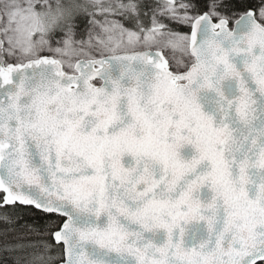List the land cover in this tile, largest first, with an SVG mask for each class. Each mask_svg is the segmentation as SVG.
I'll list each match as a JSON object with an SVG mask.
<instances>
[{
    "label": "snow or ice",
    "instance_id": "snow-or-ice-1",
    "mask_svg": "<svg viewBox=\"0 0 264 264\" xmlns=\"http://www.w3.org/2000/svg\"><path fill=\"white\" fill-rule=\"evenodd\" d=\"M0 264H264V0H0Z\"/></svg>",
    "mask_w": 264,
    "mask_h": 264
}]
</instances>
